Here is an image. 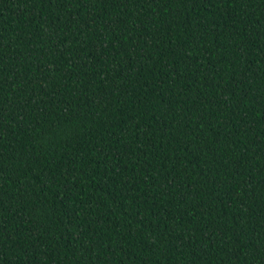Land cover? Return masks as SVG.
<instances>
[{
    "label": "trees",
    "instance_id": "obj_1",
    "mask_svg": "<svg viewBox=\"0 0 264 264\" xmlns=\"http://www.w3.org/2000/svg\"><path fill=\"white\" fill-rule=\"evenodd\" d=\"M0 264H264V0H0Z\"/></svg>",
    "mask_w": 264,
    "mask_h": 264
}]
</instances>
